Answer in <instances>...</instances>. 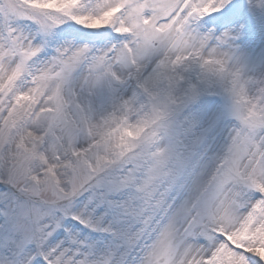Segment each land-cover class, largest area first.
Segmentation results:
<instances>
[{"label":"snow or ice","instance_id":"6c2138e0","mask_svg":"<svg viewBox=\"0 0 264 264\" xmlns=\"http://www.w3.org/2000/svg\"><path fill=\"white\" fill-rule=\"evenodd\" d=\"M0 264H264V0H0Z\"/></svg>","mask_w":264,"mask_h":264}]
</instances>
